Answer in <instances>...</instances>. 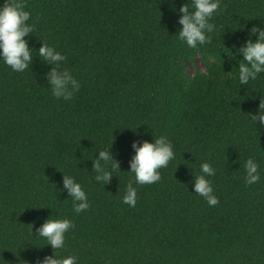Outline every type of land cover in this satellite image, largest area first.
Returning a JSON list of instances; mask_svg holds the SVG:
<instances>
[{
    "label": "trees",
    "instance_id": "obj_1",
    "mask_svg": "<svg viewBox=\"0 0 264 264\" xmlns=\"http://www.w3.org/2000/svg\"><path fill=\"white\" fill-rule=\"evenodd\" d=\"M0 264H264V0H0Z\"/></svg>",
    "mask_w": 264,
    "mask_h": 264
},
{
    "label": "rangeland",
    "instance_id": "obj_2",
    "mask_svg": "<svg viewBox=\"0 0 264 264\" xmlns=\"http://www.w3.org/2000/svg\"><path fill=\"white\" fill-rule=\"evenodd\" d=\"M203 70V66L199 60H196L193 64H188V72Z\"/></svg>",
    "mask_w": 264,
    "mask_h": 264
}]
</instances>
